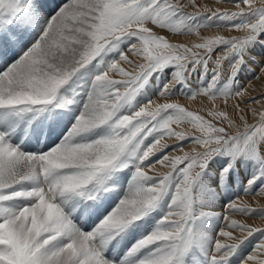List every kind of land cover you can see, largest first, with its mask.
<instances>
[{"label":"snow or ice","instance_id":"6c2138e0","mask_svg":"<svg viewBox=\"0 0 264 264\" xmlns=\"http://www.w3.org/2000/svg\"><path fill=\"white\" fill-rule=\"evenodd\" d=\"M221 2L0 0V264H264V0Z\"/></svg>","mask_w":264,"mask_h":264},{"label":"rangeland","instance_id":"374dc122","mask_svg":"<svg viewBox=\"0 0 264 264\" xmlns=\"http://www.w3.org/2000/svg\"><path fill=\"white\" fill-rule=\"evenodd\" d=\"M50 2V0H49ZM57 2H59V0H57ZM181 2H187V0H181ZM199 2L201 4H207L209 5L210 7H220V8H229V9H232V10H235L234 9V6L231 4V3H223L221 2V0H199ZM186 11H194V9H192L191 7L187 8ZM157 31H160L161 34L163 35H168L169 38L171 40H173L174 42L175 41H179V42H185V43H191V42H194L197 40V37L195 34L193 35H177V34H169L167 33L166 30H157ZM200 34L201 35H204V36H209V35H213V34H222V35H225V36H232V35H241L242 33L240 32H237V31H229V30H226L224 27H210V28H202L200 29ZM132 59H136L135 57H130ZM113 78H119L118 76H113ZM256 85H257V90L259 91L260 90V85H259V82H255ZM156 102L158 103H162V102H179L180 104L186 106L189 110H192V111H196L198 112L199 114L201 115H205L206 118H209L210 117H207L206 113H207V110L211 107H213V104L211 101L207 100L206 98L204 97H196L195 99H190V98H187L186 96L184 95H178V96H173L172 98V101H164V100H160V99H157ZM216 103L218 105H220L221 107H223V101H222V98L217 100ZM252 107H257L259 108L260 105L259 104H255V105H252ZM249 122H251V118L249 120ZM63 124L59 125L58 127H56L53 131V138H55L56 135L60 134L61 130L63 129ZM187 130L191 131V129L185 125L184 126ZM152 141V137H149L148 140H146V144L151 142ZM163 143H168V144H173L175 143L174 140L170 139V138H165L163 141ZM171 155H176V154H179V153H170ZM149 171V175H154L155 173L157 172H160V173H163V172H167L168 169L165 168V167H162L160 166L159 164H156L154 169L152 170H148ZM213 180L216 179L215 175H213L212 177ZM240 184H241V179H240V173L237 171L234 173L233 175V180H232V183L231 185H228L227 181L225 183V187L222 189V192H223V195L219 196L218 199H217V204H222V203H226V199L225 197H227V195L229 194L230 191H233V192H238L240 191ZM242 199L248 201V202H254V206H257L258 204H264V197H260V196H257L255 198L251 197V196H245V197H242ZM219 211V209H217ZM238 220H241V221H245L249 224H253V225H264V221H261L260 219H255V220H251V219H247L246 217H243V216H236L234 217ZM150 230V229H148ZM146 234V233H145ZM136 236L135 234L133 235V237H130L129 238V242H134ZM262 238L260 237L259 234H256L255 236H253L252 238H250L244 245H243V250L242 252L240 253V255H246L248 252H250L253 248V246L257 243L260 242ZM239 259V256L237 257V260Z\"/></svg>","mask_w":264,"mask_h":264}]
</instances>
